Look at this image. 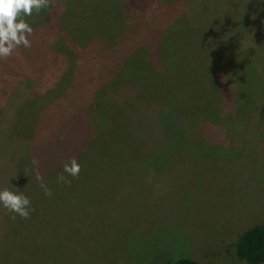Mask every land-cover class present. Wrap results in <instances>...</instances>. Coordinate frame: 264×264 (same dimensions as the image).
Masks as SVG:
<instances>
[{
	"label": "rangeland",
	"instance_id": "374dc122",
	"mask_svg": "<svg viewBox=\"0 0 264 264\" xmlns=\"http://www.w3.org/2000/svg\"><path fill=\"white\" fill-rule=\"evenodd\" d=\"M166 1L49 0L47 8L25 17L34 25L31 47L0 60V188L22 191L34 211L29 219H12L13 213L0 208V264H168L179 257L199 264H250L238 258L235 248L244 230L264 222V77L254 85L249 77L256 74L252 59L264 76V4L247 0L242 5L262 26L256 34L249 31L248 16L242 14L244 38L255 37L234 52L242 60L237 73L236 65L222 71V65L208 63L221 59L210 29L185 25L202 7L212 18L214 2L200 0L192 11L166 6ZM223 8L220 3L216 22ZM82 13L95 18L102 31L108 19L114 21L105 34L128 28L126 43L143 42L151 61L140 70L151 72L160 84L142 78L135 55L118 57L111 42L95 43L88 19L72 23L71 15ZM56 14H66L71 34L66 35V66L72 72L66 71V91L82 95L83 88L94 86L112 95L116 118L128 121L117 126L105 120L97 132L89 130L84 142L76 133L84 119L80 107L90 105L68 100L37 108L32 101L37 83L48 84L40 71L52 66L46 31L53 29ZM236 16L229 10L225 25ZM92 43L98 54L86 49ZM111 61L126 63L129 71L121 75L135 77L150 103L120 96L130 82L108 68ZM233 96L234 108L224 110ZM65 106L78 112L67 115ZM143 107L151 116L139 119ZM183 110L188 112L184 124L175 125ZM55 120L66 123L67 139L76 144L68 154L51 147V136L27 148L12 131L13 122L28 127L35 121V128ZM68 156L81 164L77 177L63 172ZM92 157L103 160L95 163ZM13 163L11 180L7 173ZM62 173L70 185L57 183ZM42 184L52 190L51 197L44 195Z\"/></svg>",
	"mask_w": 264,
	"mask_h": 264
},
{
	"label": "trees",
	"instance_id": "16d2710c",
	"mask_svg": "<svg viewBox=\"0 0 264 264\" xmlns=\"http://www.w3.org/2000/svg\"><path fill=\"white\" fill-rule=\"evenodd\" d=\"M214 2V14L212 15L211 18V13L210 10L207 8L204 9V7H202L200 9V12L198 14H195L194 16L191 15V20L186 21L185 25L187 27L192 26L193 28L196 27L197 24H202L203 27H205L206 29H210L212 35H211V39L216 41V45L219 48V50L221 51V59L220 60H211L208 61V63L213 64L214 66L219 67V65H222L220 68V70L224 71V68L227 70L232 71L233 69H229L227 66L231 67L232 65H236V68H234V70L239 73L240 69L238 68V65L242 63V60H240L239 57H236L235 55V51L238 50V46L243 45L246 43H249L252 41V38H248L249 36L247 35L245 38L241 32L242 28L240 25H242V14H246L248 17H246V21L248 25H251L250 30L249 31H253L254 34H256V28H260L264 22L260 23L255 19L253 13L249 14V12H246L247 9H244V6L247 2V0H212ZM228 1L231 2V4H228ZM257 1L258 0H251V4L253 5H257ZM170 2H173V0L171 1H166L165 5L166 6H180L183 9H188L189 7L192 9V11L197 8L198 6H200V0H183V2H181V0H174L173 4H170ZM262 2V1H261ZM223 5V15L222 17H220V19H218V22H216L215 20H217L218 16H217V9L219 4ZM249 3V2H248ZM264 4V2H262ZM162 5V4H160ZM186 7H185V6ZM244 5V6H242ZM136 4H135V8H136ZM153 7H159V5H155V3L153 2ZM235 10L236 13V19L233 22V24H229V26H226L225 24L228 21V13L229 10ZM256 10V8L254 9ZM141 13L143 12V9H140ZM149 14V12H148ZM147 14V15H148ZM207 14L208 15V19L207 17L204 15ZM145 19H146V14H142ZM73 17V22L74 24H76L77 22L83 21L88 19L90 25H87V29L90 31V33L96 38V42L101 41L102 43H104V41H108L111 42L113 44V53L118 56V57H126L130 55H135L133 56L134 59H137V63H138V68L140 72H143L141 74L142 78H144L145 76H148V81L149 83H156V84H160L159 80L156 79V77L151 73V72H144L143 70H140L141 66H145L146 68L151 66V61L149 59V57L147 55L144 56V49L142 47L143 42L141 43H137V44H131L130 42H127V37L125 35L126 31H128L127 29H122L118 32H110L108 34H105V27L106 28H112L113 26L116 25V23L114 21H111L108 19V21H106L103 25L105 26L103 31L100 27V25L95 22V18L93 19L89 14L87 13H82V14H72L70 18ZM52 18L54 19V24H53V29H49L46 31V33L48 35H50V44L52 47V59L50 61V64H52V66H45V68L40 71L41 77H43V81L48 82V84L45 86L43 84L39 85L37 83V87L38 89L34 90V95H33V103H35L36 106H38L37 108H40L39 106L42 105V103H48L51 106H56V104L63 102V101H68L70 100V103H80L83 104V106L85 105H90L88 109H85L84 107H80L83 111V116L84 119L80 121L81 125V130L77 131V137L80 141L86 140L89 137V130L92 129L95 132H97V125H103V123L105 124V120H107L108 122H111L112 125H116L118 126L119 123L123 124V123H127L128 121L125 119H120V117H124L122 115H120V117L116 118L117 116H115V104L112 101V95H103L100 91V93L98 92L97 88H95L94 86H87L85 88L82 89V95H80L78 92H80V90L77 91H66V71L70 72L68 69V66H66V43H69L68 40H66V35H71L70 33L66 32V26H67V22L65 23V18H66V14H56L54 16H52ZM69 18V20H70ZM216 18V19H215ZM193 19V20H192ZM150 22V21H148ZM237 23H239L237 25ZM32 27L34 25H31ZM240 27V29H238L237 31H234V28H238ZM248 27V26H247ZM38 28L37 27V31L35 34V37H37L38 35ZM217 29H219L220 31H218ZM221 38H220V35ZM236 32V33H235ZM210 36V34H209ZM117 38V44H115L114 40ZM220 40V41H219ZM126 43V44H125ZM125 44V46H124ZM250 45V44H247ZM74 46L75 44H73V53H74ZM94 43L89 44L88 48H86L87 50H89V52L91 54H98V51L96 49L93 48ZM125 47V48H124ZM143 51V52H142ZM229 51V55L227 56V52ZM231 51V52H230ZM137 53V54H136ZM142 54V56H141ZM111 55V54H110ZM137 56V57H136ZM141 56V58H140ZM233 56H235L236 58H234ZM73 57V56H71ZM228 57V58H227ZM76 59L75 53H74V58L73 60ZM73 60L71 59V63H73ZM119 63L116 65L114 64V61H111L108 65V68H113V72L114 74H116L118 77H120V75L122 74V71L128 70L129 69L127 67H125L124 62L122 61H118ZM241 62V63H240ZM69 63V64H71ZM136 63V64H137ZM187 64L188 61L186 62ZM249 65L252 66V68H254L253 70L256 72L255 75H250L249 77L251 78V81L253 83V85L258 82L260 77H264L261 75L260 70H257L256 66L253 65V59L249 60ZM186 64V66H188ZM73 65H70V68ZM75 69V66H74ZM116 69V70H114ZM77 70L78 67H77ZM72 71V70H71ZM72 73V72H70ZM136 75V74H135ZM247 75V74H246ZM123 77H120V79H128V81L130 83H128V86L124 88V91L122 92L123 94L120 96H126L128 97V100L130 102H141L142 101H146L149 93L148 91L144 92L140 85L137 84L139 81H136L135 77L129 76V75H121ZM240 77V76H239ZM243 78V77H242ZM142 80V79H141ZM140 80V81H141ZM247 80V78H246ZM246 80L243 78V83L246 84ZM25 84V90H28V85L27 83ZM77 89V88H76ZM23 91V92H24ZM252 91L254 92V89H252ZM235 92V91H234ZM258 95H260L257 92ZM60 95V96H58ZM234 95V93H233ZM57 96V97H56ZM65 97V98H64ZM56 101V102H55ZM154 101V100H153ZM153 101H151L153 103ZM55 102V103H54ZM236 103L234 96H233V100H231V102L229 103L230 106L229 107H224V105H221L222 108H226L224 110H228L231 108H234V103ZM54 103V104H53ZM150 103V102H147ZM232 104V105H231ZM152 105V104H150ZM248 105H251V103H249ZM247 105V106H248ZM113 108V109H112ZM66 109V106H65ZM142 114L139 116V119H143V118H147L151 113L146 114L145 112V108L143 107L141 109ZM54 111V108H53ZM164 111V110H163ZM39 112V109L37 111V113ZM78 112V109H66V114L70 115L72 113ZM183 113V118L181 122L175 123V125H181L184 124L183 122L185 121V117H186V113L187 110H183L181 111ZM227 112V111H226ZM144 113V114H143ZM239 115V113H237ZM182 115V114H181ZM189 115V114H188ZM151 116V115H150ZM78 122V121H77ZM76 122V123H77ZM218 123V122H217ZM29 126L26 127V124H22V123H16L13 122L12 127H13V133H15L16 135H20L22 140V144L27 146V148H31L32 145H36L39 144V141L43 140V138L45 137H49L51 136L52 139V143H51V147H53V149L55 151H58L60 148H64V153L65 151L68 154V151H70L71 147H73L74 145H76L74 142L70 141L67 139V133H66V123H63L61 120H55L51 123H46L43 124L42 126L38 125V123H36L35 128H34V124L35 121L28 123ZM74 125V123L72 124ZM71 125V126H72ZM11 126V125H10ZM9 126V127H10ZM70 126V127H71ZM217 126L220 128V125L217 124ZM34 128V131L32 132ZM87 130H86V129ZM183 128V127H182ZM76 130V129H75ZM32 133V135H31ZM81 134V135H80ZM84 142V141H83ZM82 145V144H81ZM74 157V156H73ZM72 156H68L66 157V160L69 161L71 158H73ZM92 160L95 161V163L99 160L100 162L103 160V157H92ZM12 169L10 170V172L7 173V179L10 178L12 180L13 175H14V171H13V167H14V163L11 166ZM1 177V175H0ZM3 178V176L1 177ZM0 181H2L0 179ZM4 181V180H3ZM235 252L236 255L238 256V258L250 263V264H264V222L262 223H258L253 225L250 228H247L246 230H244L242 232V234L238 237L237 241H236V248H235ZM168 264H199L196 260L192 259V258H188V257H179L177 258V260L173 261L172 263H168Z\"/></svg>",
	"mask_w": 264,
	"mask_h": 264
},
{
	"label": "clouds",
	"instance_id": "9594fccd",
	"mask_svg": "<svg viewBox=\"0 0 264 264\" xmlns=\"http://www.w3.org/2000/svg\"><path fill=\"white\" fill-rule=\"evenodd\" d=\"M48 6L49 0H0V60L11 57L20 47H31L30 37L34 29L25 17L32 16L34 12L39 13L41 9ZM80 171L81 164L75 157L65 163L63 168V172L71 177H77ZM56 181L70 185V181L63 173L56 177ZM41 187L44 195L48 197L53 195L52 190L46 185L42 184ZM0 208L13 213L12 219L16 216L29 219L34 211L27 195L22 191H12L9 188H0Z\"/></svg>",
	"mask_w": 264,
	"mask_h": 264
}]
</instances>
